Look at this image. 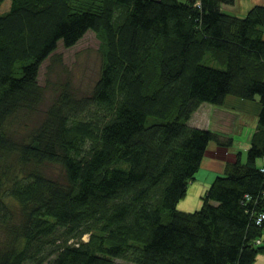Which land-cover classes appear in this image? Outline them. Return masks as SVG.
I'll return each instance as SVG.
<instances>
[{
	"label": "trees",
	"instance_id": "1",
	"mask_svg": "<svg viewBox=\"0 0 264 264\" xmlns=\"http://www.w3.org/2000/svg\"><path fill=\"white\" fill-rule=\"evenodd\" d=\"M234 2L9 0L0 15V264H252L264 253V1L243 16L221 9ZM88 30L102 54L90 95L75 100L58 76L45 102L42 62ZM227 96L258 99L245 159L219 160L201 206L177 210L209 142L232 144L188 120ZM52 164L61 179L46 173Z\"/></svg>",
	"mask_w": 264,
	"mask_h": 264
},
{
	"label": "rangeland",
	"instance_id": "2",
	"mask_svg": "<svg viewBox=\"0 0 264 264\" xmlns=\"http://www.w3.org/2000/svg\"><path fill=\"white\" fill-rule=\"evenodd\" d=\"M263 1L264 0H239V8L240 10L242 9L246 12L253 5L262 3ZM8 5L9 0H3L0 3V15L7 12ZM237 8L238 6H234V9ZM100 48L101 41L92 30H88L74 45L70 47H64L61 43H59L55 53L53 52L50 57L45 59L39 69L38 82L42 85L43 89L45 88V102H51L50 100L54 96L51 82L55 81L58 76L60 77L62 84L66 83L67 78L70 80L71 86L74 89L75 100H79L82 97H88L102 65V54ZM53 56H61V66L53 64ZM52 67L58 68H56V71L51 72ZM56 72H58V74ZM231 102L232 101L229 98L227 103ZM45 108L46 105L43 104L40 108L35 110L31 116V120L28 122L29 125H32L39 120V118L43 115ZM205 112L204 106L198 111L196 109V113L190 117V123L198 124L200 120L197 113H203L201 116V119H203ZM216 126L224 127L228 126V124L225 125L224 123L220 124L217 122ZM228 147L229 146H225L222 148L227 150ZM219 165V162H216V166L219 167ZM61 170L60 165L57 164L45 166L46 173L56 179L62 178ZM204 192V187L187 191L186 195L180 198L176 203L175 208L185 212H191L198 209L202 204V195ZM87 237V235H84V239ZM4 250L5 245H0V254H3ZM43 264L47 263L44 262Z\"/></svg>",
	"mask_w": 264,
	"mask_h": 264
},
{
	"label": "crops",
	"instance_id": "3",
	"mask_svg": "<svg viewBox=\"0 0 264 264\" xmlns=\"http://www.w3.org/2000/svg\"><path fill=\"white\" fill-rule=\"evenodd\" d=\"M238 1V2H236ZM228 5H223L221 9L229 14H235L238 16L244 15V10L239 8V0H235L234 4L226 7ZM234 6H238L234 9ZM229 98L231 103H227ZM205 107V113L203 119H201L202 114L197 116L200 120L198 124L188 123L193 126H198L202 128H208L216 132H220L232 137V144L227 150L222 147L216 146L215 142H209L207 150L205 152V160L202 166L195 173L194 178L188 183V191L204 187V190L212 179L220 174L219 169L216 166V162L219 160H234L236 153L240 152L241 159L244 161L246 151L250 146V141L252 134L256 130L258 123V111L260 109L258 99L246 100L234 96H227L225 102L222 106L208 105L202 103L197 111L201 107ZM196 113V110L193 114ZM193 114L191 116H193ZM225 124L228 126L218 127L216 123ZM238 135V136H237ZM211 148V149H210ZM256 164L258 167L264 166V156L258 157L256 159ZM252 264H264V253L258 255Z\"/></svg>",
	"mask_w": 264,
	"mask_h": 264
},
{
	"label": "built area",
	"instance_id": "4",
	"mask_svg": "<svg viewBox=\"0 0 264 264\" xmlns=\"http://www.w3.org/2000/svg\"><path fill=\"white\" fill-rule=\"evenodd\" d=\"M261 168V171H264V167H260ZM258 220H261V219H264V212H261L258 217H257Z\"/></svg>",
	"mask_w": 264,
	"mask_h": 264
},
{
	"label": "clouds",
	"instance_id": "5",
	"mask_svg": "<svg viewBox=\"0 0 264 264\" xmlns=\"http://www.w3.org/2000/svg\"><path fill=\"white\" fill-rule=\"evenodd\" d=\"M262 167V166H261ZM264 167V166H263ZM260 168V167H259Z\"/></svg>",
	"mask_w": 264,
	"mask_h": 264
}]
</instances>
